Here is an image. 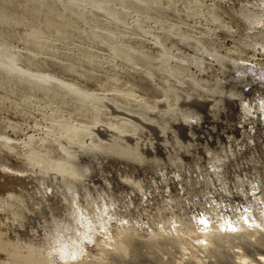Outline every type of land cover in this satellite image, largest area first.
<instances>
[{
    "label": "rangeland",
    "instance_id": "1",
    "mask_svg": "<svg viewBox=\"0 0 264 264\" xmlns=\"http://www.w3.org/2000/svg\"><path fill=\"white\" fill-rule=\"evenodd\" d=\"M246 62L264 0H0V264H264Z\"/></svg>",
    "mask_w": 264,
    "mask_h": 264
},
{
    "label": "bare ground",
    "instance_id": "2",
    "mask_svg": "<svg viewBox=\"0 0 264 264\" xmlns=\"http://www.w3.org/2000/svg\"><path fill=\"white\" fill-rule=\"evenodd\" d=\"M244 64V63H243ZM241 66V65H240ZM245 66V67H244ZM243 67L248 70L250 73H253L254 76H256V78H259L261 80V82L263 81L264 82V68H262L261 66H258L256 64H253V63H249V62H246L245 65ZM242 69V68H241ZM247 71V72H248ZM249 76V75H248ZM255 78V79H256ZM256 81V80H255ZM260 82V83H261ZM250 83V82H249ZM263 85V84H262ZM85 238H88L90 239V237L88 236H85ZM77 247H75V250H76ZM67 251V250H65ZM63 251V252H65ZM64 254H62L63 256Z\"/></svg>",
    "mask_w": 264,
    "mask_h": 264
}]
</instances>
